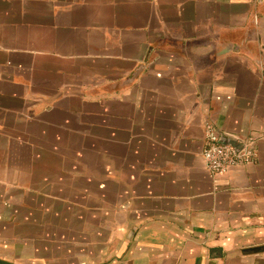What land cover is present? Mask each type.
<instances>
[{
	"label": "crops",
	"instance_id": "1",
	"mask_svg": "<svg viewBox=\"0 0 264 264\" xmlns=\"http://www.w3.org/2000/svg\"><path fill=\"white\" fill-rule=\"evenodd\" d=\"M0 259L264 264V0H0Z\"/></svg>",
	"mask_w": 264,
	"mask_h": 264
},
{
	"label": "built area",
	"instance_id": "2",
	"mask_svg": "<svg viewBox=\"0 0 264 264\" xmlns=\"http://www.w3.org/2000/svg\"><path fill=\"white\" fill-rule=\"evenodd\" d=\"M206 136L207 147L203 154L207 168L213 175L224 174L232 167L246 164L256 155L255 136L240 138L226 131L220 133L211 124L207 125ZM224 136L234 139L240 147L224 142Z\"/></svg>",
	"mask_w": 264,
	"mask_h": 264
},
{
	"label": "water",
	"instance_id": "3",
	"mask_svg": "<svg viewBox=\"0 0 264 264\" xmlns=\"http://www.w3.org/2000/svg\"><path fill=\"white\" fill-rule=\"evenodd\" d=\"M222 140L224 141V142H227V143H230V144H232V145H234V146H236V147H240V144L239 143H237L234 139H232V138H229V137H222ZM0 262L1 263H5V264H14V263H12V262H9V261H5V260H2V259H0Z\"/></svg>",
	"mask_w": 264,
	"mask_h": 264
}]
</instances>
